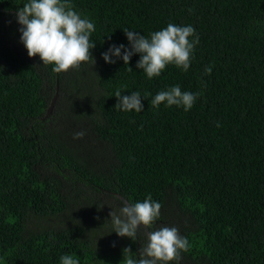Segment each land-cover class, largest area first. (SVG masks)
<instances>
[{
	"label": "trees",
	"instance_id": "1",
	"mask_svg": "<svg viewBox=\"0 0 264 264\" xmlns=\"http://www.w3.org/2000/svg\"><path fill=\"white\" fill-rule=\"evenodd\" d=\"M28 2L0 0V264H122L129 247L139 259L143 226L119 237L110 212L149 194L162 209L148 231L189 241L170 264H264V0H68L96 46L95 64L66 73L29 57ZM169 24L199 37L187 72L149 79L139 54L103 59L131 48L123 30L150 38ZM177 85L200 94L190 110L152 107ZM117 90L139 92L143 110L117 109Z\"/></svg>",
	"mask_w": 264,
	"mask_h": 264
},
{
	"label": "clouds",
	"instance_id": "2",
	"mask_svg": "<svg viewBox=\"0 0 264 264\" xmlns=\"http://www.w3.org/2000/svg\"><path fill=\"white\" fill-rule=\"evenodd\" d=\"M17 19L22 26L21 42L29 57L39 56L44 65H54L53 72L66 73L89 60L95 64L91 50L96 45L90 42V35L95 30L94 24L86 18H81L68 0H30L19 8ZM123 31L131 48L113 45L103 54V59L107 63H115L111 59L115 56L122 58L125 65H128L132 56L139 54L140 60L136 67L142 69L149 79L158 77L166 66L171 64L187 72L194 47L199 43V37L195 36L192 26L169 24L166 28L153 32L150 38L132 31ZM194 36L195 39H192ZM128 70L132 69L129 67ZM211 71V67L205 69L208 75ZM198 95L200 94L182 92L177 85L159 92L151 101V105L158 108L161 104H166L167 107L178 106L188 111L193 107ZM115 97L118 99L117 109L125 112L135 110L138 113L143 110L139 92L124 96L117 90ZM85 134L82 131L77 132L74 138H82ZM161 209V203L153 201L149 194L143 202L131 205L124 202L118 210L110 212L113 232L119 237H128L134 241L141 226L147 237V243L139 250V259L135 258L130 247L123 249L122 264H170L179 258L181 251H187L189 241L180 235L176 227L164 226L155 231H148L160 217ZM60 264H79V260L71 255H64Z\"/></svg>",
	"mask_w": 264,
	"mask_h": 264
},
{
	"label": "water",
	"instance_id": "3",
	"mask_svg": "<svg viewBox=\"0 0 264 264\" xmlns=\"http://www.w3.org/2000/svg\"><path fill=\"white\" fill-rule=\"evenodd\" d=\"M56 100H57V95H56L55 98H54V101H53L52 107H51V109H50V112H51V110H52V108H53V105H54V103L56 102ZM119 198H120L121 200H123V202H127L128 204H130L125 198H123V197H121V196H119ZM130 205H131V204H130Z\"/></svg>",
	"mask_w": 264,
	"mask_h": 264
},
{
	"label": "bare ground",
	"instance_id": "4",
	"mask_svg": "<svg viewBox=\"0 0 264 264\" xmlns=\"http://www.w3.org/2000/svg\"><path fill=\"white\" fill-rule=\"evenodd\" d=\"M55 104V103H54Z\"/></svg>",
	"mask_w": 264,
	"mask_h": 264
}]
</instances>
